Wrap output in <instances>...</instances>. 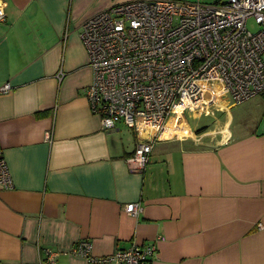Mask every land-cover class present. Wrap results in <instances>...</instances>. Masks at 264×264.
I'll return each instance as SVG.
<instances>
[{
	"label": "crops",
	"instance_id": "obj_1",
	"mask_svg": "<svg viewBox=\"0 0 264 264\" xmlns=\"http://www.w3.org/2000/svg\"><path fill=\"white\" fill-rule=\"evenodd\" d=\"M124 1L4 0L0 148L13 186L0 189V264H114L73 254L84 239L98 258L155 243L150 264H264V92L211 114L176 110L131 170L138 135L102 128L81 39Z\"/></svg>",
	"mask_w": 264,
	"mask_h": 264
},
{
	"label": "built area",
	"instance_id": "obj_2",
	"mask_svg": "<svg viewBox=\"0 0 264 264\" xmlns=\"http://www.w3.org/2000/svg\"><path fill=\"white\" fill-rule=\"evenodd\" d=\"M0 0V22L6 19ZM253 17L255 32L247 27ZM93 81L85 88L102 128L125 123L138 135L127 163L142 171L154 143L176 111L211 114L223 110L219 96L234 104L264 92V0H128L88 19L81 32ZM10 83L0 94L11 90ZM148 134L149 137H142ZM13 186L0 148V189ZM138 216L139 202L126 205ZM93 243L78 241L72 253L93 262L150 264L155 243L133 244L110 256L94 257ZM58 251H48L54 262Z\"/></svg>",
	"mask_w": 264,
	"mask_h": 264
},
{
	"label": "rangeland",
	"instance_id": "obj_3",
	"mask_svg": "<svg viewBox=\"0 0 264 264\" xmlns=\"http://www.w3.org/2000/svg\"><path fill=\"white\" fill-rule=\"evenodd\" d=\"M211 1V0H210ZM247 27H248V29L249 30H251V31H253V32H255V31H257L258 29H259V25H258V23L255 21V19L253 18V17H251V18H249L248 19V21H247ZM256 97V96H255ZM255 97H253V98H255ZM253 98H251V99H253ZM219 99H220V101L222 102V103H224V104H226L227 106H235L234 105V103H233V100H232V98H231V96H230V94H229V92H227V91H225L223 94H221L220 95V97H219ZM251 99H249V100H247V101H245V102H243V103H240L241 104V106H246V105H248L250 102V100ZM249 102V103H248ZM237 106V105H236ZM208 120V121H210V123H212V118L211 117H204L203 118V120H202V123H204V121L205 120Z\"/></svg>",
	"mask_w": 264,
	"mask_h": 264
}]
</instances>
